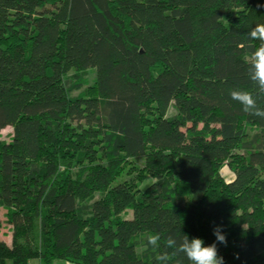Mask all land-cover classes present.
I'll return each mask as SVG.
<instances>
[{"label": "trees", "instance_id": "1", "mask_svg": "<svg viewBox=\"0 0 264 264\" xmlns=\"http://www.w3.org/2000/svg\"><path fill=\"white\" fill-rule=\"evenodd\" d=\"M257 24L264 0H0V264H157L217 225L225 264H264V119L229 94L257 95Z\"/></svg>", "mask_w": 264, "mask_h": 264}, {"label": "clouds", "instance_id": "2", "mask_svg": "<svg viewBox=\"0 0 264 264\" xmlns=\"http://www.w3.org/2000/svg\"><path fill=\"white\" fill-rule=\"evenodd\" d=\"M249 39L259 41L260 44L250 53H245L242 60L248 68V77L256 85L257 95L241 89L230 90V97L242 106L245 113H249L264 119V108L257 104V97H264V24H257L248 33ZM216 241L205 245L203 239L194 237L191 240L187 234L180 238L169 235L164 242L165 251L156 255L157 264H170L173 257L183 254L189 264H225L224 258L219 255L217 244L227 245V237L223 232V226L213 228ZM161 237L159 234H151L146 237L145 248L151 247L154 251L160 248Z\"/></svg>", "mask_w": 264, "mask_h": 264}, {"label": "rangeland", "instance_id": "3", "mask_svg": "<svg viewBox=\"0 0 264 264\" xmlns=\"http://www.w3.org/2000/svg\"><path fill=\"white\" fill-rule=\"evenodd\" d=\"M82 73V78L80 79L81 82L83 83V86H86V85H89L90 83H92L93 81V78H94V75H95V70L93 68H86L84 70H80ZM79 71H77L76 69L74 68H70L66 74V76H70L71 78H78V77H75L77 75ZM77 91H72L71 94H76ZM175 110L172 106H169L168 110H167V115H170L172 113H174ZM10 129L11 127L10 126H7L5 127L4 129L1 130V136L6 138V136L9 135L10 133ZM138 160V162L140 161L139 158H136ZM130 167V168H129ZM132 172V169H131V166L130 165H126L124 164V168L123 170L121 171V176L123 179H129L133 174H131ZM221 175L224 177L225 180H230L231 177H233V173L231 172V170L228 168L227 164H226V161L223 160L222 161V166H221ZM151 179L150 178H147L142 184H141V187H143L144 185H146L147 183H149ZM97 195V193L95 194V196ZM4 208L3 207H0V211H2ZM121 216L122 217H129L131 216V209H126L124 210V212L121 213ZM137 249H139V247H137ZM8 263H10L11 261L8 259L7 261Z\"/></svg>", "mask_w": 264, "mask_h": 264}, {"label": "crops", "instance_id": "4", "mask_svg": "<svg viewBox=\"0 0 264 264\" xmlns=\"http://www.w3.org/2000/svg\"><path fill=\"white\" fill-rule=\"evenodd\" d=\"M2 213H3V210L0 211V214H2ZM0 239L5 241L7 244L10 243V241H11V232H10L9 224H6V223H2L1 224V226H0ZM7 261H6V264H11V262L8 263ZM28 264H39V260L36 259V258L30 259ZM54 264H77V263H70V262L65 261V260H56L54 262Z\"/></svg>", "mask_w": 264, "mask_h": 264}]
</instances>
